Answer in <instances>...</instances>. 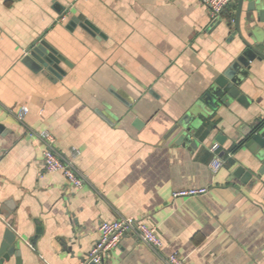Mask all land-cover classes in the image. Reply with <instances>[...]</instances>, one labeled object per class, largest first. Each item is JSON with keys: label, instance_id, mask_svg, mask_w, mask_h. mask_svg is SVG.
<instances>
[{"label": "crops", "instance_id": "crops-1", "mask_svg": "<svg viewBox=\"0 0 264 264\" xmlns=\"http://www.w3.org/2000/svg\"><path fill=\"white\" fill-rule=\"evenodd\" d=\"M236 3L212 26L199 0H0V240L8 226L22 242L19 260L1 264H85L100 220L119 214L154 227L161 251L187 264H264V176L252 181L264 148L239 143L247 127L264 125V61H252L238 86L246 106L202 101L243 49L231 37ZM41 41L68 62L54 81L23 62ZM20 106L23 124L7 112ZM186 113L192 128L177 141L172 126ZM42 129L76 155L81 188L43 169L30 134ZM213 142L224 163L215 173ZM237 168L252 173L247 183ZM193 187L207 192L172 197ZM104 259L161 264L129 234Z\"/></svg>", "mask_w": 264, "mask_h": 264}, {"label": "water", "instance_id": "water-1", "mask_svg": "<svg viewBox=\"0 0 264 264\" xmlns=\"http://www.w3.org/2000/svg\"><path fill=\"white\" fill-rule=\"evenodd\" d=\"M244 1H246V36H243L240 29V12ZM253 12L257 13V18L254 17ZM234 13L235 16L231 37L237 36L243 45V49L228 65L226 70L215 79L209 91L202 97V101L211 109H215V106L220 104L228 105V103L233 100L242 106H246L248 99L240 93L238 86L241 80L246 77L247 68L252 61L256 59L264 61V53L259 50V46L262 45L264 40V25L262 28L257 25V23H264V0H237ZM217 23L218 20L211 25L214 26ZM78 24L89 35L95 38L102 37L101 33L98 32L97 29H94L88 21H80ZM23 62L34 73H42L53 81L59 79L64 74V71L60 68V63L68 66V62L43 41L32 46L25 52ZM190 116V113H186L172 126L171 133L178 131L179 135L177 141L188 139L192 128L188 121ZM1 129L2 126H0V130ZM242 136L239 143L245 144L250 150H254L257 146L264 148V125L262 122H256L250 127H247L242 132ZM222 139L221 136H218L216 141L221 143ZM263 156L264 155H260V158H263ZM234 175L241 176V181L243 183H247L252 177L251 172H244L242 168H237ZM262 176H264V161L262 167L256 172L255 178H252V181L255 182L256 179ZM32 239L28 241L31 247L34 246ZM21 243L22 242L16 238L15 234L8 226L4 227L3 235L0 240V264L3 261H7L10 256H14L19 260ZM85 264L94 263L88 262Z\"/></svg>", "mask_w": 264, "mask_h": 264}, {"label": "built area", "instance_id": "built-area-1", "mask_svg": "<svg viewBox=\"0 0 264 264\" xmlns=\"http://www.w3.org/2000/svg\"><path fill=\"white\" fill-rule=\"evenodd\" d=\"M204 4L210 15V21L213 23L220 19L222 11L232 3L233 0H199ZM27 109L20 106L16 109H8L7 112L19 124H23ZM39 143L41 149L42 167L47 172H59L63 176L66 184L73 188H81L86 183V177L78 170L74 164V153L65 156L55 148V137L46 129L42 131L31 132ZM220 145L216 142L211 143L209 153L211 160L209 169L215 173L224 164L218 155ZM207 192L206 187H193L187 189H177L172 193V197H193L204 195ZM129 234L137 242L143 244L161 264H187L183 257L177 252L164 254L161 251L162 241L157 235L155 228L148 225L140 218L134 219L129 216L117 215L112 220H100L97 227V239L92 245L85 263L104 264V258L108 253L116 248L120 238Z\"/></svg>", "mask_w": 264, "mask_h": 264}, {"label": "trees", "instance_id": "trees-1", "mask_svg": "<svg viewBox=\"0 0 264 264\" xmlns=\"http://www.w3.org/2000/svg\"><path fill=\"white\" fill-rule=\"evenodd\" d=\"M236 146H238V145H236ZM236 146H234L233 148H235ZM233 148H232V149H233Z\"/></svg>", "mask_w": 264, "mask_h": 264}]
</instances>
